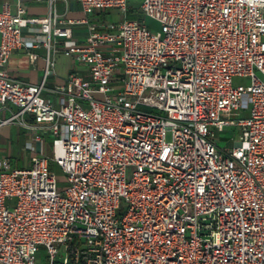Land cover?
<instances>
[{
	"label": "built area",
	"instance_id": "2783aa9c",
	"mask_svg": "<svg viewBox=\"0 0 264 264\" xmlns=\"http://www.w3.org/2000/svg\"><path fill=\"white\" fill-rule=\"evenodd\" d=\"M12 1L0 4V128L29 132L31 157L0 158V264H264V0H72L82 19L58 0L43 17ZM111 10L119 22L97 20ZM25 30L43 35L38 84L6 71ZM57 53L89 77L72 67L49 100ZM224 128L231 148L214 136Z\"/></svg>",
	"mask_w": 264,
	"mask_h": 264
},
{
	"label": "crops",
	"instance_id": "0c3cea01",
	"mask_svg": "<svg viewBox=\"0 0 264 264\" xmlns=\"http://www.w3.org/2000/svg\"><path fill=\"white\" fill-rule=\"evenodd\" d=\"M5 1H9L11 4L13 3L12 0ZM23 1L28 15L43 17L47 14L46 0L41 3H35L32 0ZM55 8L59 13L65 12L67 18L82 19L85 17L79 6L72 0H58L55 3ZM86 35V26L78 25L73 27V37L75 39L83 40ZM36 37H39L41 40L43 35L39 33L28 32L26 30L23 32V39L25 41L26 48L13 52L6 66V71L11 77L32 84H38L42 81L44 77V60L46 50L40 43L35 45ZM30 53L37 55V58L33 63H31L28 58ZM72 67H75L77 72L84 78L89 77L88 71L83 64H73L72 58L63 55L62 53L54 54L52 72L46 77L45 88L42 90V96L52 100L53 94L51 89H53L55 86L61 85L66 80ZM11 125H13L17 131L20 130L21 133L26 134V142L30 141L31 134L29 132H26L17 124Z\"/></svg>",
	"mask_w": 264,
	"mask_h": 264
},
{
	"label": "rangeland",
	"instance_id": "374dc122",
	"mask_svg": "<svg viewBox=\"0 0 264 264\" xmlns=\"http://www.w3.org/2000/svg\"><path fill=\"white\" fill-rule=\"evenodd\" d=\"M5 0H0V4ZM132 4L134 2H131ZM121 14L117 10H111L107 14H103L97 20L99 22H110V23H117L121 19ZM141 19H143L144 24L150 29V31L154 34L160 35L161 34V26L160 23L154 19L149 17H145L139 15ZM129 18L135 17V15L129 14ZM258 75V74H257ZM259 76V75H258ZM250 83L249 79L245 78H235L234 84H244L248 85ZM155 113L159 114L158 111ZM233 131V128H224L222 130H217L214 132V136L218 141V146L221 148H231L234 142L237 141V132L233 136L230 134ZM166 139L169 140V134L166 135ZM26 134L21 133L20 130L17 131L15 127L11 124L5 125L0 128V158H9L12 165L22 166L26 165L27 162L30 160V153L28 150H25L24 147L26 145ZM47 156L51 159L52 153L50 149V145L48 146ZM50 167L52 171L56 174V178L58 180L59 188H64L65 178L64 175L61 173L58 167L52 161H50ZM10 206H13L12 201L10 202Z\"/></svg>",
	"mask_w": 264,
	"mask_h": 264
}]
</instances>
